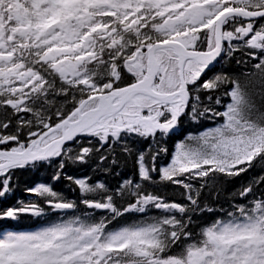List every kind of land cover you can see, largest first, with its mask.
<instances>
[{"label":"snow or ice","instance_id":"1","mask_svg":"<svg viewBox=\"0 0 264 264\" xmlns=\"http://www.w3.org/2000/svg\"><path fill=\"white\" fill-rule=\"evenodd\" d=\"M0 264H264V0H0Z\"/></svg>","mask_w":264,"mask_h":264},{"label":"trees","instance_id":"2","mask_svg":"<svg viewBox=\"0 0 264 264\" xmlns=\"http://www.w3.org/2000/svg\"><path fill=\"white\" fill-rule=\"evenodd\" d=\"M218 70H223V71H228V72H239V68L238 66L234 63H226V64H222V65H218L217 66ZM211 75V73L209 74ZM185 128H190V125L185 124L184 125ZM171 146V144H170ZM89 169L84 168V169H70L71 172L75 173V174H83L84 172H87ZM259 169H256L253 174H258L259 173ZM47 177V172L44 170H41L39 173H23L20 176V187L16 192V197H21L24 198L25 197V193H24V187L25 185L31 186V184L34 181L37 180H44ZM247 179V178H245ZM239 183V182H237ZM62 187V186H61ZM15 202V197L12 200L6 201L4 203V205L2 206H7L8 204L14 203ZM32 224V221L29 218H24L23 222H22V227H28Z\"/></svg>","mask_w":264,"mask_h":264}]
</instances>
